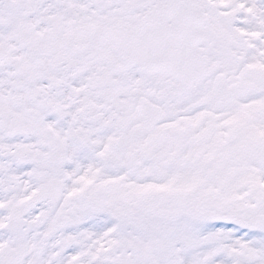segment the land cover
Masks as SVG:
<instances>
[{
  "label": "snow or ice",
  "instance_id": "6c2138e0",
  "mask_svg": "<svg viewBox=\"0 0 264 264\" xmlns=\"http://www.w3.org/2000/svg\"><path fill=\"white\" fill-rule=\"evenodd\" d=\"M0 264H264V0H0Z\"/></svg>",
  "mask_w": 264,
  "mask_h": 264
}]
</instances>
